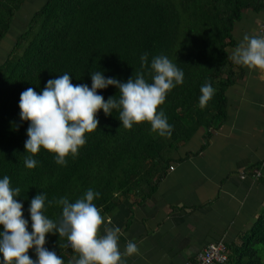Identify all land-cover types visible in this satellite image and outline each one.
<instances>
[{
    "label": "trees",
    "instance_id": "16d2710c",
    "mask_svg": "<svg viewBox=\"0 0 264 264\" xmlns=\"http://www.w3.org/2000/svg\"><path fill=\"white\" fill-rule=\"evenodd\" d=\"M27 2L0 0V44ZM262 7V0H45L0 64V178L7 175L11 186L21 189L16 199L24 206L28 230V208L38 194H46L45 215L54 222L62 208L48 201L67 197L75 202L90 188L100 193L93 202L101 214L112 213L120 197L149 199L179 146L201 129L207 143L211 130L227 118V91L237 81L228 52L236 44L234 26L246 9ZM144 53L149 66L154 56L163 54L184 72V83L157 109L173 125L171 137L151 132L148 122L125 129L117 110L108 116L99 110L97 130L86 133L85 145L75 158L66 157V166L57 165L54 154L41 148L33 157L37 166L25 167L29 122L20 119L18 107L24 90L39 93L48 80L64 73L74 85L89 87L96 71L121 82L143 72L151 82L149 67L141 68ZM206 82L215 94L201 109L200 88ZM98 94L105 102L119 97L114 86ZM45 239L44 246L65 264L77 255L58 234ZM228 248L224 264H264V212L256 228ZM28 255L36 258L34 249Z\"/></svg>",
    "mask_w": 264,
    "mask_h": 264
},
{
    "label": "clouds",
    "instance_id": "9594fccd",
    "mask_svg": "<svg viewBox=\"0 0 264 264\" xmlns=\"http://www.w3.org/2000/svg\"><path fill=\"white\" fill-rule=\"evenodd\" d=\"M230 59L250 71H264V36L245 34L233 50ZM141 68L149 67L151 82L143 72L136 73L127 82L116 78H105L101 71L90 74L91 87L71 82L68 73L47 81L37 93L29 87L20 94V119L29 122L27 139L24 143V165L34 169L38 161L33 157L41 148L54 154V162L66 166V157L75 158L86 143V133L97 130V113L103 110L105 116L115 109L125 129H131L142 122L150 124L151 132L159 137H171L174 127L168 123L165 112L158 106L165 102L167 94L184 83V72L166 55L154 56L149 66L148 53L140 56ZM114 86L119 97H110L106 102L98 90ZM198 106L207 107L215 89L206 82L200 88ZM21 189L13 188L10 178H0V264H65L55 251L46 244L47 234H58L65 238L64 247H70L77 255L67 264H126V257L139 254V248L128 241L121 251L118 226H107L105 217L94 204L100 193L88 189L75 202L67 197L48 201L62 208L58 222L45 215L46 194H38L30 201L29 220L23 216V204L16 198ZM103 226V231H101ZM34 249L35 259L28 251Z\"/></svg>",
    "mask_w": 264,
    "mask_h": 264
},
{
    "label": "crops",
    "instance_id": "0c3cea01",
    "mask_svg": "<svg viewBox=\"0 0 264 264\" xmlns=\"http://www.w3.org/2000/svg\"><path fill=\"white\" fill-rule=\"evenodd\" d=\"M262 29L264 8L246 9L229 56L245 34L261 36ZM232 64L237 81L227 91V118L207 143L201 129L179 146L149 199L120 197L112 213L101 214L120 228L121 251L137 244L139 254L126 264H190L209 244H240L256 228L264 212V71ZM255 169L260 178L252 177Z\"/></svg>",
    "mask_w": 264,
    "mask_h": 264
},
{
    "label": "rangeland",
    "instance_id": "374dc122",
    "mask_svg": "<svg viewBox=\"0 0 264 264\" xmlns=\"http://www.w3.org/2000/svg\"><path fill=\"white\" fill-rule=\"evenodd\" d=\"M44 1L45 0H30V2L26 3L16 14L9 34H7L6 38L0 44V64L7 58L8 53L13 48L16 38L24 31L31 16L41 8Z\"/></svg>",
    "mask_w": 264,
    "mask_h": 264
},
{
    "label": "built area",
    "instance_id": "2783aa9c",
    "mask_svg": "<svg viewBox=\"0 0 264 264\" xmlns=\"http://www.w3.org/2000/svg\"><path fill=\"white\" fill-rule=\"evenodd\" d=\"M263 4H264V0ZM261 36H264V29L260 32ZM173 169V168H172ZM246 174L242 175V178H246ZM262 172L260 169H255L252 173V177L260 178ZM228 245L223 241H218L209 244L201 253L198 254L196 260L190 264H224L228 261L229 257Z\"/></svg>",
    "mask_w": 264,
    "mask_h": 264
},
{
    "label": "water",
    "instance_id": "95a60500",
    "mask_svg": "<svg viewBox=\"0 0 264 264\" xmlns=\"http://www.w3.org/2000/svg\"><path fill=\"white\" fill-rule=\"evenodd\" d=\"M28 2H30V0H28ZM28 2H27V3H28ZM10 30H11V28H10ZM8 34H9V33H8Z\"/></svg>",
    "mask_w": 264,
    "mask_h": 264
}]
</instances>
